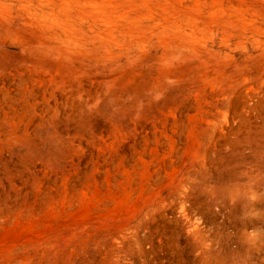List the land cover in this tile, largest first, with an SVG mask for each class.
<instances>
[{
    "label": "rangeland",
    "instance_id": "1",
    "mask_svg": "<svg viewBox=\"0 0 264 264\" xmlns=\"http://www.w3.org/2000/svg\"><path fill=\"white\" fill-rule=\"evenodd\" d=\"M0 264H264V0H0Z\"/></svg>",
    "mask_w": 264,
    "mask_h": 264
}]
</instances>
